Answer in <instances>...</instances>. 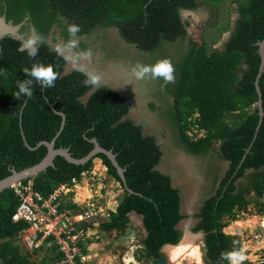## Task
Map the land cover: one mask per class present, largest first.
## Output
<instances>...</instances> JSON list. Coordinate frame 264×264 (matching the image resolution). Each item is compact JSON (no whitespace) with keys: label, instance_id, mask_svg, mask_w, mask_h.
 I'll return each mask as SVG.
<instances>
[{"label":"trees","instance_id":"obj_1","mask_svg":"<svg viewBox=\"0 0 264 264\" xmlns=\"http://www.w3.org/2000/svg\"><path fill=\"white\" fill-rule=\"evenodd\" d=\"M237 1L238 16L234 26H230L229 37L221 49L209 50L205 43L199 45L189 36V21L183 19L182 10H196L204 3L219 8L221 0H0V14L5 15L7 21L24 22L23 32L33 26L47 39L33 58L18 51L22 40L10 35L1 39L0 179L10 175L12 168L22 170L46 156L48 147L37 144L42 140L51 141L58 134L64 114L65 124L55 147L69 148L74 157L82 158L94 148L92 138H97L103 147L116 153L119 163L125 167L127 185L134 190L131 193L125 188L109 157L99 153L108 174L122 184L124 197L116 210H108V215L98 212L77 223L75 232L81 231L85 237L96 221L100 229L107 232L124 230L131 222L130 213L136 212L143 216L148 232L141 250L147 260L161 256L164 245L180 241L182 231L177 225L186 217L182 211V191L174 185L170 174L158 168L164 150L156 136L129 116L131 103L116 85L102 84L95 93H90L82 84L83 72L66 70L68 63L48 43L55 27L67 40L70 23L80 26L79 36L98 31V40L110 34L101 37L100 31L115 27L120 37L135 49V53L129 55L131 63L140 61L150 65L157 59L168 58L173 64L175 83L162 90L163 81L155 80V95L177 137V145L189 154L203 156L216 140H221L218 153L230 163L228 176L222 180L217 195L204 201L195 229L206 233L207 262L228 264L221 259V252L230 250L233 241H239L238 247L241 246V241L237 235L223 231L227 225L223 218H235L237 210H243L250 202L247 193L252 189L257 197L264 191V115L260 123L255 83L261 63L257 42L264 39V0ZM102 43L106 49H112L111 44ZM82 44L86 47L84 42ZM168 44L177 53L168 49ZM118 47L112 49L117 57ZM121 54L128 57L125 52ZM35 62L53 65L60 78L48 89H41L34 80L32 98L21 96L18 99L14 96L18 82L29 79L22 68H30ZM259 85L264 109V72ZM149 103L157 107L153 100ZM251 105H255L252 111L246 108ZM239 108L241 119L231 124L226 116ZM193 128L204 130L205 135L192 138L189 131ZM54 162V166L33 177L35 188L45 195L61 186L72 187L93 166V159L76 164L61 155L56 156ZM98 169L101 170L100 165ZM247 169H257L248 178L255 182L239 188L236 180L243 177ZM207 173L214 183L218 182L219 176L213 175L212 170ZM19 204L12 188L0 193V264L60 263L64 253L54 237L34 248L35 253L46 246L50 250L40 262L32 259V252L22 250L17 241L29 223L13 220ZM65 208L77 211L80 205L69 201L61 205V209ZM259 210L264 211V206ZM80 245L84 253L89 252L83 240ZM77 263L82 264L79 257ZM243 264H264V260Z\"/></svg>","mask_w":264,"mask_h":264},{"label":"rangeland","instance_id":"obj_2","mask_svg":"<svg viewBox=\"0 0 264 264\" xmlns=\"http://www.w3.org/2000/svg\"><path fill=\"white\" fill-rule=\"evenodd\" d=\"M237 7V0H221L219 8L204 3L196 10L191 11V14L184 12L186 15H184V20L189 21L187 25L189 36L199 45L205 43L209 50L212 48L221 49L227 36L231 33L230 26L232 27L235 24L238 16ZM0 16L3 17L2 14ZM24 24V22L19 25L17 24L19 26L17 33L22 40L31 34L33 30L37 32L33 26L30 27L28 32H23L22 28ZM12 25L16 26V24ZM228 25L229 27L226 29ZM118 31L115 27L100 31L99 35L101 37L110 33L107 34L106 39L102 40L96 39L98 31H94L92 35L79 36V48H90L92 50L94 61L89 67L94 68L95 71L102 75L101 84L116 85L117 89L128 97L131 103L130 117L136 122L144 124L146 131L156 136L164 150V155L158 168L170 174L174 185L182 191L183 212L186 214V217L179 223L182 236L180 241L175 245H180L190 235L188 236L190 239L188 243L190 246L198 248L200 259H192L191 256L185 255L181 256L179 260H174L169 248L164 245L162 251L169 260V264H199L200 262V264H209L205 258V233L195 229L198 220L195 215L198 212L199 206L215 186L214 180L206 176L208 175L207 171L212 170L213 175L222 176L229 166V162L222 159L218 153L221 140H216L212 149L203 156L189 154L185 149L177 145V137L173 133V129L169 127L171 125L164 117L161 101L155 95L156 81L152 82L150 79L137 81L130 77L127 71L130 64H132L129 55L130 53L134 54L135 49L120 37ZM215 38L216 40H214ZM48 41L53 47L56 43L66 41V39L60 33L59 28L55 27L49 35ZM102 41L107 42L109 45L111 44L112 49L119 46L117 49L120 53L118 57L112 49H106L102 46ZM81 42H84L86 47L83 44L81 45ZM186 45L183 44L184 48L187 47ZM167 48L172 52L175 50V53H177L176 49L172 48V45L168 44ZM122 52L127 53L128 57L126 54H121ZM72 69V66L67 64V70L70 71ZM173 98L171 96L170 100L173 101ZM151 100L157 103L156 108H153L149 103ZM254 107L255 105H251L246 108L252 111ZM241 115L239 108L229 112L226 120L232 124L241 119ZM189 134L192 138L196 139L204 136L205 131L193 128L189 131ZM99 165L101 166V170L98 169ZM107 170V167L101 160H93L91 170L84 172L82 178L70 188L68 194L64 197L65 201L78 202L81 205L77 209L79 212H86V209L91 207L96 212L108 215L109 207H116L123 199L124 189L119 181L108 174ZM78 186L79 190L77 191ZM249 199L250 202L243 210H237L235 218L228 216L223 218V222L227 223L223 231L227 234L235 235L236 232H232L228 228L234 225L236 221L252 222L253 226L247 227L245 233H239V237L241 238L240 241L242 240L241 246L246 249L245 254L247 259L245 261L257 263L264 260V227L261 225H264V211L259 210V196L251 195ZM130 218V224H135V229H138V232H140V236L137 239H133V241L122 239V233H125L126 229L114 230L107 233L100 229L98 221L95 222L93 228L87 230L88 237L83 236L86 238L83 242L89 250V264H131L130 260L132 259H135V264H153V259L145 260L146 258L141 253L144 246V236L141 233V229H144L142 215L131 212ZM236 235L238 236V234ZM23 237L26 238L25 233L20 236L17 242L23 251L32 252V259L35 261L40 262L49 253L48 246L42 248L37 253L33 252L34 247L30 246ZM48 245L50 246L51 243ZM134 252L137 255V259L133 256ZM127 259H129V262L126 261Z\"/></svg>","mask_w":264,"mask_h":264},{"label":"clouds","instance_id":"obj_3","mask_svg":"<svg viewBox=\"0 0 264 264\" xmlns=\"http://www.w3.org/2000/svg\"><path fill=\"white\" fill-rule=\"evenodd\" d=\"M80 31L81 28L79 25L75 23L68 24V39L56 43L53 46V50L66 63L70 64L73 69L83 72L85 79L82 81V84L89 88L90 93H95L97 89L101 87L102 75L95 71L94 68L89 67L94 61L92 50L90 48H79L80 37L78 33H80ZM45 43H47L46 37L33 30L31 34L27 35L21 41L18 51L26 52L30 58H33L36 56L40 45ZM22 71L27 77H29V79L20 80L18 82V91L14 93V96L18 99L21 96H24L27 99L32 98L34 80L38 82L41 89H48L54 87L55 81L60 78V74L54 70V67L51 64L45 65L43 63L35 62L32 63L30 68H22ZM127 71L130 77L137 81L145 79L153 81L162 80V90L166 88L168 84L175 83V69L168 58L157 59L150 65L137 61L130 64ZM26 102L27 100L25 103ZM232 244L233 247L230 250L221 252V259L226 260L228 264H243L247 259L245 254L246 249L243 246L238 247L239 241H233Z\"/></svg>","mask_w":264,"mask_h":264},{"label":"built area","instance_id":"obj_4","mask_svg":"<svg viewBox=\"0 0 264 264\" xmlns=\"http://www.w3.org/2000/svg\"><path fill=\"white\" fill-rule=\"evenodd\" d=\"M11 188L20 201L13 220H24L29 223V227L23 229L20 236L25 233L26 238H23L30 246L37 248L46 239L54 237L64 253V259L58 264H78L77 257L82 264H89V252L84 253L80 245V242L86 238L81 231L75 232L76 224L90 219L98 211L91 212L88 209L86 212H79L70 208L61 209V205L67 202L64 197L70 189L61 186L45 195L35 188L34 178H29ZM85 237H88L87 233Z\"/></svg>","mask_w":264,"mask_h":264},{"label":"water","instance_id":"obj_5","mask_svg":"<svg viewBox=\"0 0 264 264\" xmlns=\"http://www.w3.org/2000/svg\"><path fill=\"white\" fill-rule=\"evenodd\" d=\"M0 18L3 22V24L9 25L10 27L12 26L16 29V30H10V31H6V32L4 31L3 33L0 34V37L6 35L7 33L8 34L11 33L14 36H16L17 38H19L20 35L17 33L18 32L17 28L19 26H13L12 23L7 22L5 16H3V17L0 16ZM229 35L227 36V38L229 37ZM257 44L259 46L258 53L261 56V63H260L259 72L257 74L255 83H256L257 92L259 94V99L257 101V105L259 107V113L261 115V118H260V123H261L262 116L264 115V109H263V99H262L261 88L259 85V79L264 72V39L259 40L257 42ZM118 91L120 92V90H118ZM120 93L122 94V92H120ZM63 117L64 118H63L61 130L63 129L64 124H65V115L64 114H63ZM60 131L51 141L42 140L37 144V146H39L41 144H45L48 147V152H47L46 156L40 162H38L34 165H31L29 167H26L22 170H17L14 167V168H12V173L10 175L0 179V193L7 188H11V187L29 179V178H31V177H34L35 175H37L38 173H40L42 171H46L49 166H54L55 165L54 159L58 155L64 156L69 162H73L76 164H84L91 159H93V160L100 159L103 162V159L98 156L99 153H104L109 157L112 164L117 168L118 174L121 177L125 188L128 189V191L131 193L134 192V190L129 188L127 185V179L125 176V167L121 166V164L119 163V161L117 159L116 153H114V151L112 149H107V148L103 147L100 144V142L98 141V139L94 137V138H92V141L94 142V148L86 156H84L82 158H76L72 155L69 148H66V147L56 148L55 147L56 138L60 134ZM259 195L262 196V193ZM116 208H117V206L113 207V208L109 207V209H113V210H116ZM128 226H129V229L126 231V233H123L121 236L123 240H128V239L132 238L133 235H136L138 233L137 229L134 228V224L131 223ZM131 229H132V232H131ZM153 264H167V259L165 256H162V257L156 259L153 262Z\"/></svg>","mask_w":264,"mask_h":264},{"label":"flooded vegetation","instance_id":"obj_6","mask_svg":"<svg viewBox=\"0 0 264 264\" xmlns=\"http://www.w3.org/2000/svg\"><path fill=\"white\" fill-rule=\"evenodd\" d=\"M191 11H193V10H187V9H183L182 10V16H183V19H185V14H184V12L185 13H189V14H191ZM185 15V16H184ZM3 16H5V15H3ZM7 22H9V21H7ZM9 23H12L11 21L9 22ZM12 24H14V23H12ZM20 24V23H19ZM18 24V25H19ZM4 26L5 27H8V31H10V30H14V29H11V28H9V25H5V24H3L2 23V21L0 22V33H2V32H4L5 31V28H4ZM14 26V25H13ZM16 26H17V24H16ZM234 26V25H233ZM232 26V27H233ZM7 35H10V36H12V37H15V38H17L16 36H14L13 34H6V35H4V36H2V37H0V42H1V39L3 38V37H5V36H7ZM17 39H20V40H22V38H17ZM227 39V38H226ZM48 43H49V41H48ZM50 44V43H49ZM51 46V45H50ZM0 49H1V44H0ZM67 68V67H66ZM67 70V69H66ZM69 71V70H68ZM103 84H105V83H103ZM102 85V84H101ZM130 116V115H129ZM229 165H230V163H229ZM228 169H229V166L227 167V170H226V172L222 175V176H219V178H218V182H215L214 184H215V186H214V188L211 190V192H210V194L205 198V200L207 199V198H209V197H211V196H214V195H217V191L219 190V188L222 186V180L225 178V176H228L227 175V171H228ZM257 169H247L246 170V174L243 176V177H239L237 180H236V184H238V186H239V188H242V184H244L243 186L245 187V185H248V184H251V185H253V183L255 182V181H252V179H251V182H250V179H248L249 178V175L250 174H252L253 172H255ZM207 177H208V175H206ZM209 178V177H208ZM250 182V183H249ZM121 184V183H120ZM122 185V184H121ZM123 188V187H122ZM124 189V188H123ZM259 194H261V193H259ZM258 194V196H259V207H260V209H261V207H263L264 206V191L262 192V196H260ZM251 195H256V193H255V190L254 189H252L250 192H248L247 193V197L248 198H250V196ZM204 200V201H205ZM204 201H203V203H204ZM203 203L199 206V209H198V212H197V214L195 215L197 218H198V220H197V222H196V225L198 224V222H199V220H200V218L198 217V214H199V212H200V209H201V207L203 206ZM182 209H183V204H182ZM183 211V210H182ZM263 212V211H262ZM184 213V212H183ZM185 214V213H184ZM142 218H143V216H142ZM182 221V220H181ZM180 221V222H181ZM263 221V220H262ZM143 225H144V218H143ZM263 227H264V225L263 224H261ZM178 226V228L181 230V228L179 227V224L177 225ZM227 226V225H226ZM225 226V227H226ZM134 228H136L135 227V224H134ZM126 230H125V233H126V231L129 229V226H127L126 228H125ZM104 231V230H103ZM137 231H138V229H137ZM182 231V230H181ZM200 231H202V230H200ZM245 231L246 230H244L243 232L245 233ZM105 232H107V231H105ZM111 232V231H110ZM131 232H132V229H131ZM144 232H145V234H144ZM204 232V231H203ZM108 233V232H107ZM141 233L143 234V236H144V239L146 238V236H147V230H146V228H145V225H144V229H141ZM205 233V232H204ZM123 234V233H122ZM236 234H238V237H239V232L237 233L236 232ZM235 234V235H236ZM140 236V232H138L136 235H133L132 236V238H130V240H132L133 241V239H137L138 237ZM205 236H206V233H205ZM143 239V240H144ZM239 239H241L240 237H239ZM241 242H242V240H241ZM170 244V243H169ZM144 245V244H143ZM144 247V246H143ZM206 251V250H205ZM161 252H162V254H161V256H158V257H156V258H154L153 259V262L156 260V259H158V258H160V257H162V256H165L164 255V253H163V251H162V248H161ZM130 253V252H129ZM133 256H134V258H136L137 259V255H136V253L134 252L133 253ZM166 257V256H165ZM205 258H206V254H205ZM167 259V258H166ZM145 260H147V259H145ZM127 262H129V259H127L126 260ZM135 259H133V260H131V264H135ZM138 261H140V260H138ZM260 262V261H259ZM170 262H169V260L167 259V264H169Z\"/></svg>","mask_w":264,"mask_h":264},{"label":"bare ground","instance_id":"obj_7","mask_svg":"<svg viewBox=\"0 0 264 264\" xmlns=\"http://www.w3.org/2000/svg\"><path fill=\"white\" fill-rule=\"evenodd\" d=\"M1 18H0V22H1ZM3 23V22H2ZM5 32L8 31V27H5ZM11 29L16 30L14 27H10ZM3 33V32H2ZM1 34V33H0ZM134 213V212H133ZM253 226V223L250 221H236L234 223V225L230 226V228H228L230 231L232 232H243V230H245L247 227H251ZM190 236V235H188ZM187 236V239L184 240L180 245H174V244H166V247L169 248L171 254L173 255L174 260H179L181 258V256H191L192 259H200V252L198 250V248H194L192 246L189 245L188 241L190 240L189 237ZM190 242V241H189ZM130 252V251H129ZM183 258V257H182ZM133 260V259H132ZM131 261V260H130ZM179 262V261H178ZM177 262V263H178ZM198 263V262H197ZM201 263V262H200ZM199 263V264H200ZM180 264V263H179Z\"/></svg>","mask_w":264,"mask_h":264},{"label":"crops","instance_id":"obj_8","mask_svg":"<svg viewBox=\"0 0 264 264\" xmlns=\"http://www.w3.org/2000/svg\"><path fill=\"white\" fill-rule=\"evenodd\" d=\"M88 208V207H87ZM89 210H91V212L93 211L92 209H91V207L90 208H88Z\"/></svg>","mask_w":264,"mask_h":264}]
</instances>
